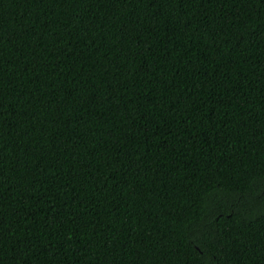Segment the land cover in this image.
<instances>
[{
  "label": "trees",
  "instance_id": "16d2710c",
  "mask_svg": "<svg viewBox=\"0 0 264 264\" xmlns=\"http://www.w3.org/2000/svg\"><path fill=\"white\" fill-rule=\"evenodd\" d=\"M0 264H264V0H0Z\"/></svg>",
  "mask_w": 264,
  "mask_h": 264
}]
</instances>
